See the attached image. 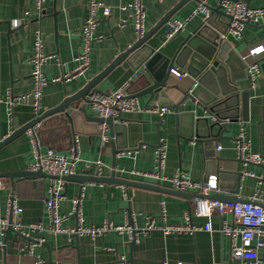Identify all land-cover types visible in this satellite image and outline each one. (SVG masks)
<instances>
[{
    "label": "crops",
    "instance_id": "crops-1",
    "mask_svg": "<svg viewBox=\"0 0 264 264\" xmlns=\"http://www.w3.org/2000/svg\"><path fill=\"white\" fill-rule=\"evenodd\" d=\"M101 1L111 7L112 12L108 18L100 19L97 24L96 38L91 44L89 69L83 75L64 82L53 80L61 78L75 67L74 57L80 51V32L83 19L87 15L86 1L45 0L44 11L39 16L33 0H0V142L10 134L12 125L15 131L34 119L27 98L16 101L11 112L6 101L10 97L25 95L31 90L30 59L35 32L41 33L44 52L53 56L43 65V72L49 81L43 90L41 113L60 103L65 94L70 95L82 89L90 79L102 72L119 54L136 42L137 37L131 23H123L127 19V12L121 9L131 0ZM179 1L181 0H144L146 32L156 27L162 17L171 10L173 13L169 19H185L200 0H184L176 7ZM245 1L250 8L264 7V0ZM219 2L220 0H207L209 7L213 8L219 6ZM217 20L219 23L228 21L220 16ZM13 21L21 23L14 28ZM199 22L197 18L190 20L180 34L162 44L161 36L166 30L165 21L146 43L170 57ZM225 41L230 49L241 57H246L247 63L253 61V58L248 57V51L259 45L264 46V18L256 24H246L241 37L228 35ZM254 60L262 67V75L254 89L249 85L244 65L239 61V65H234L232 78L239 89V101L232 119L237 116L238 120L225 121L224 128L219 131L220 135L215 140L216 145L168 134L167 131H174L172 109L163 115L162 119L147 112L123 113L121 116L131 123L126 129V142L133 144L135 140L136 143L140 137L141 146L116 152L115 155L109 142L102 146L100 135L92 134V125L84 126L81 122L78 123L82 133L74 136L78 139L79 162L72 175L81 176L87 171L88 175H94L97 172L92 163L100 161L104 165V177L109 178L111 173H114L116 178L151 187H126L101 182L79 183L76 179H69L65 181L64 198L59 207V213L67 217L62 224L68 228H75L78 224L76 214H68L73 208L72 201L79 197V217L82 225L99 226L106 220L114 225H127L136 231L133 244L128 240L126 233L116 231H109L95 239L75 235L68 239L64 234L50 233H42L40 236L37 231H30L27 238L34 240L31 243L25 236L21 237L15 232L6 235L4 232L0 233V264H35L36 258L43 260L42 264H122L119 260L121 256L125 257L128 264H160L163 261L167 264H244L232 256L230 238L220 231L223 224L231 222V215L213 214L205 218L191 214L186 218L185 212L190 206V201L200 195L198 191H187L181 195L171 187L168 180L144 179L126 173L120 175L118 170L123 168L126 171H154V150L161 140L166 151L161 170L165 177H171L177 168L185 170L193 181L203 182L205 175H215L218 189L211 191L209 196L216 199L217 194L230 193V187L235 182L234 177L230 175L243 173L247 169L256 177L241 175L235 198L237 200L234 201H244L255 194L259 200H264V164H250L244 168L237 157L233 142L243 128L250 141V150L264 154V52ZM142 69L143 67L132 70L122 61L96 88L102 92L114 90L131 79L134 80ZM170 81L178 84L180 90L187 89L193 82L188 75L180 81L170 77ZM180 97V92H169V98L173 102ZM85 98L89 100V94ZM139 100L144 105L147 96ZM81 106L86 109L88 115L97 117L89 102L82 101ZM159 123H162V128L158 127ZM46 127L49 129L45 132L44 128L40 135L42 142L38 139L40 151L44 153L50 149L66 155L70 140L60 132L50 129L51 125ZM32 162V145L25 132L0 147V173L29 170ZM222 173L226 176L221 177ZM14 183L12 187L8 178H0V217L8 216L6 202L8 196L13 195L17 207L21 210L19 220L24 229L36 223L47 226L48 215L43 202L47 195V178H18ZM148 217L153 218L154 223L160 227L202 226L210 220L213 229L165 234L162 229L156 228L144 232ZM39 237L44 241L36 244L35 239ZM29 244L33 245L32 255L20 252L21 247ZM259 256L264 258V249H259Z\"/></svg>",
    "mask_w": 264,
    "mask_h": 264
},
{
    "label": "built area",
    "instance_id": "built-area-1",
    "mask_svg": "<svg viewBox=\"0 0 264 264\" xmlns=\"http://www.w3.org/2000/svg\"><path fill=\"white\" fill-rule=\"evenodd\" d=\"M87 15L83 19L80 40L81 47L79 53L74 57V69L64 74L61 78L53 81L63 80L68 82L86 73L90 66L91 44L95 40V30L100 19L108 18L111 15V7L105 5L101 0H85ZM34 7L41 16L44 11L45 0H33ZM223 12L230 17L228 20V27L225 34L220 36L221 40H226L228 35L241 37L242 31L246 24H256L259 20L264 18V7L250 8L243 0H221L219 2ZM127 12V19L123 22H129L132 25L133 31L138 38H141L146 33V12L144 0H131L127 5L121 7ZM26 14V13H25ZM210 16L209 5L207 0H200L193 12L185 19L171 18L166 21V30L161 36V43L170 41L175 36L180 34L187 26L188 22L194 18L200 21H206ZM21 22L13 21L14 28L18 27ZM264 52V46L259 45L249 49L248 57L253 58V61L247 63L245 58L242 59L247 63L246 75L251 88H255L258 79L262 75L260 63L256 58L260 53ZM53 56L44 52V44L41 33L39 31L34 33L33 51L30 59L31 64V90L19 97H10L6 101L8 110L11 112L12 106L16 101L28 99L30 106L34 113V118L40 115L42 108V95L44 87L48 83V79L43 72V65ZM187 76L185 69L175 68L170 70V77H174L180 81ZM129 81L120 87L107 92L97 91L89 95V105L95 112L97 117L105 120L109 117H117L123 113H140L147 112L156 114L160 119L163 115L169 113L171 109L167 106H160L156 102L150 105H142L139 98L130 96L127 92ZM39 124L29 128L25 131L30 139L32 145L33 162L29 165V170H41L48 175V187L46 197L43 200L46 213L48 215V225L31 224L26 229L21 225L19 217L21 210L17 207L13 195H9L6 207L8 216L0 217V233H4L9 226L21 235L27 237L28 232L37 231L40 236L42 233L50 234H64L70 239L71 235L88 236L95 239L104 235L109 231H116L118 233H126L128 240L132 241L134 236V229L127 225H114L106 220L99 226H84L79 217L80 198L72 201V211L68 216L76 214L78 217V224L75 228H68L63 226V221L67 218L59 213L60 204L64 198L65 180L64 177L75 173L79 157H78V139L73 137V142L69 147L67 154L62 155L53 150H46L44 153L40 151L39 142L36 137V129ZM100 130V143L105 146L109 142V135L107 133L108 127L105 122L98 124ZM14 131L13 125L10 127V134ZM8 134V136L10 135ZM234 148L238 159L242 165L247 167L250 164L262 165L264 164V154L255 153L250 150V141L246 136L243 128L237 133L234 138ZM160 146L154 150V171H138L119 169L120 175L124 173L131 176H137L144 179H155L157 181L168 180L171 187L178 191H198L200 195L190 201V206L185 212V217L191 214L196 217L209 218L213 214L219 216L229 214L231 215V222L225 223L221 226V233L227 235L231 241V254L234 258L241 260L244 264H264V258L259 256V249H264V200H259L257 194L249 197L244 201H222L210 198V192L216 191L217 176L209 175L206 181L199 182L191 180L185 170L177 168L171 177L167 178L161 174L166 157V151L159 140ZM220 149V147H217ZM96 167L97 174H101L104 165L100 161L92 163ZM115 170V168H114ZM244 175L249 177H256L254 173L245 169ZM163 203L161 202V206ZM9 215L12 216V222L9 223ZM164 219V213H162ZM160 228L165 234L179 233V232H195L197 230L211 231L213 226L210 220H207L202 226L186 225L183 227H166L157 226L153 218L148 217L144 232L152 229ZM136 235V233H135ZM238 240V242H236ZM44 241L42 237L35 239V243L40 244ZM1 244V242H0ZM33 245L21 247L20 252L28 255L33 254ZM122 264H128L125 257H120ZM44 261L36 258L35 264H42ZM160 264H167L166 261ZM182 264V263H178Z\"/></svg>",
    "mask_w": 264,
    "mask_h": 264
},
{
    "label": "water",
    "instance_id": "water-1",
    "mask_svg": "<svg viewBox=\"0 0 264 264\" xmlns=\"http://www.w3.org/2000/svg\"><path fill=\"white\" fill-rule=\"evenodd\" d=\"M184 0L177 3L176 7L182 4ZM221 1V0H220ZM236 1V0H234ZM245 1V0H244ZM246 2V1H245ZM175 7V8H176ZM210 16L206 21H200L199 25L186 35L172 56L168 57L157 50L155 47L148 45L146 42L153 35L159 25L167 21L173 13V10L166 13L159 21L158 25L147 31L145 35L138 38L136 42L127 50L119 54L102 72L90 79L88 83L79 91L66 95L60 103L53 108L47 109L32 119L29 123L18 130L13 131L9 136L0 142V147L8 143L10 140L24 133L27 129L36 126V137L42 142L44 128L45 132L51 125L50 129L60 132L68 138V149L73 142V137L77 133H82V129L78 123L92 125L94 135H100L98 124L105 122L109 130V143L112 153L127 150L141 146L140 137L136 143L126 142V129L130 127V121L124 119L121 115L117 117H109L105 120L88 115L86 109L81 106V102H89L86 95L97 92L96 86L100 81L115 67L125 61L132 70L143 67L142 72L133 80L129 81L127 92L130 96L142 98L147 96L145 106L150 102H156L160 106H167L174 113V131L168 134L174 137L194 140L200 143H214L220 135V130L224 128L225 121H237L232 119L236 112L239 99V89L235 85L232 78L233 68L239 62L244 65L245 72L247 63L225 40H221L220 36L226 33L228 27L227 22L217 20L218 17L230 19L226 15L221 6L215 8L209 7ZM10 27V24L8 23ZM11 31V30H10ZM239 61V62H238ZM180 68L185 69L188 77L193 81L185 90H180L178 84L170 81V70ZM262 68V67H261ZM177 91L181 93V97L173 102L169 98V92ZM79 121V122H78ZM158 127L162 128V123ZM160 143L156 147H159ZM263 167V166H262ZM113 172V171H112ZM242 173L230 175L234 177V185H231V191L228 195L217 194L216 199L224 201L237 200L238 183ZM226 176L225 173L220 175ZM34 177L47 178L48 175L41 170H22L0 173V178H8L11 186L14 187V180L18 178L30 179ZM207 175L204 181L207 180ZM76 179L79 183L84 182H101L116 183L122 186L134 187H151L149 185L135 183L124 178H116L111 173L109 178L104 177V173L88 175V171L84 175H68L64 180ZM154 188V187H153ZM181 195L185 192L178 191ZM12 222V216L9 215V223ZM15 232L17 235L24 237L20 233L14 231L11 226L7 228L5 234ZM135 233L133 240L135 242ZM26 238L29 243L34 240ZM73 246V244H70ZM51 261V259H49Z\"/></svg>",
    "mask_w": 264,
    "mask_h": 264
}]
</instances>
